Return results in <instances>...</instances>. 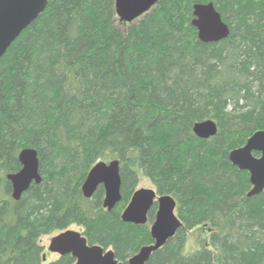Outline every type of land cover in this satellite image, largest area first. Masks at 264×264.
<instances>
[{
	"label": "trees",
	"instance_id": "obj_1",
	"mask_svg": "<svg viewBox=\"0 0 264 264\" xmlns=\"http://www.w3.org/2000/svg\"><path fill=\"white\" fill-rule=\"evenodd\" d=\"M212 3L229 36L203 43L193 6ZM217 134L199 139L196 123ZM264 130V0H159L131 23L115 0H48L0 59V264L47 263L44 236L77 227L88 244L127 264L153 243L150 226L121 214L146 178L171 196L182 226L147 264H264V191L229 161ZM36 151L42 181L15 201L7 175ZM254 156H259L254 153ZM118 160L121 202L81 186L99 162ZM201 229L198 248L184 251Z\"/></svg>",
	"mask_w": 264,
	"mask_h": 264
},
{
	"label": "water",
	"instance_id": "obj_2",
	"mask_svg": "<svg viewBox=\"0 0 264 264\" xmlns=\"http://www.w3.org/2000/svg\"><path fill=\"white\" fill-rule=\"evenodd\" d=\"M159 0H115V13L120 22L131 23L148 13ZM48 0H0V59L8 48L46 9ZM192 26L203 43H216L229 36V28L222 21L212 3L193 6ZM193 133L199 139H209L217 134L214 121L196 123ZM254 153L259 156H254ZM229 161L240 171L249 174L251 190L247 197L260 195L264 191V130L255 132L246 143L229 153ZM21 169L7 175L11 184V196L19 201L32 184H39V160L36 151L24 149L19 153ZM104 189L103 207L113 210L121 202L120 165L118 160L99 162L88 172L81 191L90 199L97 188ZM157 203L155 220L150 226L152 244L141 247L127 264H147L152 254L161 249L182 226L176 216V202L168 195L158 196L154 189H137L124 211L121 220L133 225H145L147 215ZM47 250L59 257L70 255L74 264H122L115 259L112 250L88 244L81 231L68 229L54 235ZM45 259V257H43Z\"/></svg>",
	"mask_w": 264,
	"mask_h": 264
},
{
	"label": "rangeland",
	"instance_id": "obj_3",
	"mask_svg": "<svg viewBox=\"0 0 264 264\" xmlns=\"http://www.w3.org/2000/svg\"><path fill=\"white\" fill-rule=\"evenodd\" d=\"M142 188L143 189H153V186L150 184V182L146 178L140 177V182H139L137 189H142ZM70 229L80 231L75 226H73ZM53 236L54 235L44 236L40 240V244L44 247V255H45L44 260H45V262L47 261V263H51V262L57 260L59 257L58 255L53 254L47 250L48 245L50 243V240ZM200 237H203V234H201V229H196V230L190 232L189 235L187 236V239H186L184 251L189 253V252H193L195 249H197L198 248V240Z\"/></svg>",
	"mask_w": 264,
	"mask_h": 264
}]
</instances>
